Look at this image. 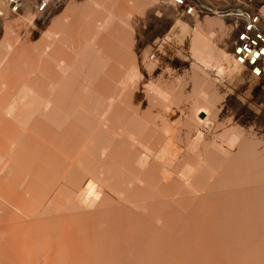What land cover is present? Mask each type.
<instances>
[{"label": "bare ground", "instance_id": "1", "mask_svg": "<svg viewBox=\"0 0 264 264\" xmlns=\"http://www.w3.org/2000/svg\"><path fill=\"white\" fill-rule=\"evenodd\" d=\"M170 1L0 0V264H264V0Z\"/></svg>", "mask_w": 264, "mask_h": 264}, {"label": "rangeland", "instance_id": "2", "mask_svg": "<svg viewBox=\"0 0 264 264\" xmlns=\"http://www.w3.org/2000/svg\"><path fill=\"white\" fill-rule=\"evenodd\" d=\"M174 1L175 2L170 1L171 3L168 2V3L164 4L163 7L165 9H168V8L171 9L173 7L172 9H179V10H181V9L182 10H193V9H204V8L206 9L207 7L211 9V6L210 5H207V3L205 2L207 0H187V1L186 0H174ZM199 1H201V2H199ZM210 1H213V0H210ZM231 1L233 2V0H214V2H216L218 4H223V7L218 8V9L216 8L217 10H215V11H218L220 14H243V13H248V12L245 11V9H244L245 7L248 8V9H249V7H251L250 4L247 3L248 2L247 0H246V2H241V5L240 6H232L231 5V3H232ZM171 4H172V7H171ZM224 5H226V6L224 7ZM3 11H4V9L0 5V36H1L2 27H3V18H4ZM249 16H250V14H249ZM181 56H183L182 57L183 59L189 60V55L188 54L182 53ZM190 95H191V97L192 96L194 97L193 93H191ZM232 96H234V95L232 94ZM239 96L240 97H247V96H249L252 100L257 101L256 103H260L259 91L256 90V88L253 89V90H251V93H249L248 91H244L243 94L242 95L240 94ZM191 99H193V98H191ZM190 103H191V100H188V98H187V100L184 99L183 104H181L182 105L181 106V109L182 110L180 112V115L183 116L182 117L183 119L185 117L184 114L186 115L187 112H188V110H189V109H187V106L189 108ZM235 103H236L235 104V107H233L234 104H232L231 108H232V110L236 111V113H238L240 110H241L240 112L244 111L245 110V107L247 106L245 103L239 104V103H241L240 100L239 101L238 100L235 101ZM236 105H237V107H236ZM183 109H184V111H183ZM237 110H238V112H237ZM198 115H200V113Z\"/></svg>", "mask_w": 264, "mask_h": 264}]
</instances>
